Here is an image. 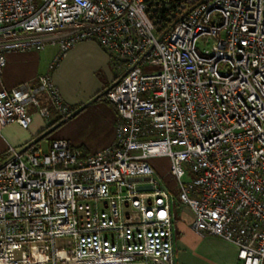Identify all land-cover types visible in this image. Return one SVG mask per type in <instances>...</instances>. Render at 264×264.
<instances>
[{
	"label": "built area",
	"instance_id": "obj_1",
	"mask_svg": "<svg viewBox=\"0 0 264 264\" xmlns=\"http://www.w3.org/2000/svg\"><path fill=\"white\" fill-rule=\"evenodd\" d=\"M83 40L116 71L115 136L90 152L66 138L7 148L0 264H176L177 204L199 236L264 264V0H0V71L11 51L56 45L55 66ZM30 107L74 112L43 74L0 90V125L28 128Z\"/></svg>",
	"mask_w": 264,
	"mask_h": 264
},
{
	"label": "rangeland",
	"instance_id": "obj_2",
	"mask_svg": "<svg viewBox=\"0 0 264 264\" xmlns=\"http://www.w3.org/2000/svg\"><path fill=\"white\" fill-rule=\"evenodd\" d=\"M41 0H36L39 3ZM98 43V42H97ZM212 40L204 43L200 39L197 46L201 49H207L211 46ZM52 47L54 45H48ZM45 47V48H46ZM104 53H108L103 49ZM70 50L66 52L68 54ZM109 57V55H108ZM94 54H88L82 57L80 61H72V65H65V82L69 85H111L115 69L110 64L108 67L92 69L96 61ZM57 68L54 67L53 72ZM152 70H158V67H152ZM83 89V87L81 88ZM91 87H85V94ZM107 89V87L105 88ZM112 103V102H111ZM117 111L108 103L92 102L85 109L69 118L65 123L60 125L50 134V138H66L74 145L82 148L86 152L101 148L109 144L115 136V122L117 121ZM43 150L47 149L48 140L43 138L39 141ZM151 163L158 169L159 174L167 183H172L169 176L170 161L165 156H157L151 159ZM178 195L177 190L174 191ZM177 217L186 224V230L182 229L177 232V240L180 244L179 262L176 264H226L231 261L234 247L231 242L218 236H207L204 238L196 237L190 230L191 220L194 219L193 211L188 206L176 205ZM184 238V239H183ZM176 256V253H175Z\"/></svg>",
	"mask_w": 264,
	"mask_h": 264
},
{
	"label": "crops",
	"instance_id": "obj_3",
	"mask_svg": "<svg viewBox=\"0 0 264 264\" xmlns=\"http://www.w3.org/2000/svg\"><path fill=\"white\" fill-rule=\"evenodd\" d=\"M52 45V44H48ZM47 45V46H48ZM55 46V49L52 47H46L40 51L36 50H16L11 51L6 54V64L0 71V90L2 89H12L17 87L22 83L30 82L31 84L36 83V78L39 75L49 74L53 82L58 87L62 98L66 103L72 107L79 108L81 105L88 103L91 99L96 97V95L105 88L110 87V85H69L65 82V68L64 66L72 65V61H80L82 57H85L88 54H94L97 58L93 63L92 69H99L101 67H108L111 62L110 58L104 51L103 48L94 40H83L78 42L74 47L69 49L68 54L65 55L59 60L58 64L53 66V60L59 52V48ZM54 67L57 69L53 72ZM116 73L114 74L115 77ZM114 77L111 80V84L114 80ZM83 87V89H81ZM91 87L90 90L85 94L84 88ZM44 104H47L45 99L43 100ZM88 106V105H87ZM32 113V120L28 128H23L18 123H12L5 126L0 125V157L4 156L5 151L9 146L14 147H23L38 141L37 136L42 131H47V127L52 123L57 117L51 115L48 118H45L35 107H30ZM51 134V133H50ZM49 135V134H48ZM51 139L48 140V143ZM70 141V140H69ZM113 139L109 142V144ZM72 143V142H71ZM73 144V143H72ZM39 145V143H38ZM76 145V144H75ZM77 146V145H76ZM193 220H191L189 230L198 238H204L212 235L199 236L192 227ZM176 247L175 253L177 257V262H179V248L180 244L177 240V232L182 229L186 230V224L177 217L176 213ZM184 239V238H183ZM234 247V252L231 257V261L226 264H240V261L237 258V247L232 244Z\"/></svg>",
	"mask_w": 264,
	"mask_h": 264
},
{
	"label": "trees",
	"instance_id": "obj_4",
	"mask_svg": "<svg viewBox=\"0 0 264 264\" xmlns=\"http://www.w3.org/2000/svg\"><path fill=\"white\" fill-rule=\"evenodd\" d=\"M115 73H116V71H115ZM103 91H104V90H103ZM103 91L100 92V93H98V94L96 95L97 99H96L94 102H102V101H103V102H105V103H108V104H110V105L115 109V111H116V108H115L114 104L111 103V102L108 100L106 94L103 93ZM73 109H74V111H75V110L78 109V108H76V107L73 106ZM116 114H117V112H116ZM69 118H71V117L69 116V117H67V118H65V119L56 118L52 123H50V125L47 127V129L50 128V127H52V126H54V125L57 124V123H60V122H61V125H62V124L65 123ZM45 132H46L45 130L42 131V132H40L39 135L37 136L38 141H35V142L32 143V144H36V145H38L39 141L42 140L43 138H47V140L51 139V138H50V134H49V135H44V136H43V134H44ZM2 159H3V157H0V161H1Z\"/></svg>",
	"mask_w": 264,
	"mask_h": 264
},
{
	"label": "water",
	"instance_id": "obj_5",
	"mask_svg": "<svg viewBox=\"0 0 264 264\" xmlns=\"http://www.w3.org/2000/svg\"><path fill=\"white\" fill-rule=\"evenodd\" d=\"M110 86H112V85H110ZM106 90H107V89H106ZM106 90H104L103 93H105ZM96 99H97V97H94V98L91 99L88 103H85V104L81 105L78 109H76V110L70 115V117L76 115L77 113H79L80 111H82L83 109H85L86 106H87L89 103L94 102ZM60 125H61V122L55 124V125L52 126V127H50V128H49V129L43 134V136L52 133V132L55 131ZM150 188H151L150 186H142V185L139 186V189H140V190H147V189H150Z\"/></svg>",
	"mask_w": 264,
	"mask_h": 264
}]
</instances>
